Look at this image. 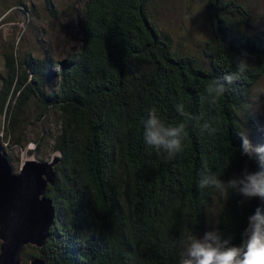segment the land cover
I'll use <instances>...</instances> for the list:
<instances>
[{
  "label": "trees",
  "instance_id": "1",
  "mask_svg": "<svg viewBox=\"0 0 264 264\" xmlns=\"http://www.w3.org/2000/svg\"><path fill=\"white\" fill-rule=\"evenodd\" d=\"M155 1L84 0L76 51L60 60L4 54L0 147L8 136V144L21 145L30 104L39 124L49 114L57 120L56 134L46 138L59 154L55 182L46 189L55 219L42 247L23 248L22 264H179L217 199L212 229L236 244L248 216L264 211L261 198L227 187L246 166L264 171L258 154L251 160L241 154L238 135L244 129L254 147L264 146L263 128L248 109L264 77V31H253L250 10L238 0H199L212 30L203 65L174 49L151 15ZM45 8L55 14L53 0ZM241 61L249 66L244 72ZM230 73L239 77L231 84L223 79ZM212 79L225 88L216 102L205 90ZM151 107L166 122L187 126L184 149L172 159L144 143L141 120ZM209 173L226 194L199 187Z\"/></svg>",
  "mask_w": 264,
  "mask_h": 264
},
{
  "label": "rangeland",
  "instance_id": "2",
  "mask_svg": "<svg viewBox=\"0 0 264 264\" xmlns=\"http://www.w3.org/2000/svg\"><path fill=\"white\" fill-rule=\"evenodd\" d=\"M238 1L250 10L253 31H264V0ZM45 2L46 0H0V76L5 74L4 54L10 51H16L20 55L30 53L39 58L49 54L60 60L80 47L77 17L82 15L84 0H53L54 15L48 13ZM151 15L157 25L170 34L176 51L194 56L204 65L202 47L205 41L212 38V30L201 1L157 0L153 3ZM248 109L264 132V77L251 90ZM5 130L4 115H0V137H4ZM56 132L55 115L49 114L39 124L33 104L28 105L25 127L18 132L21 145L8 144V141L11 143V136H8L0 147L9 160L13 173L17 174L25 161L52 163L58 158L59 154L52 150V142H46V138H53ZM39 139L42 140L38 143ZM218 206L217 199L204 232L213 231Z\"/></svg>",
  "mask_w": 264,
  "mask_h": 264
},
{
  "label": "clouds",
  "instance_id": "3",
  "mask_svg": "<svg viewBox=\"0 0 264 264\" xmlns=\"http://www.w3.org/2000/svg\"><path fill=\"white\" fill-rule=\"evenodd\" d=\"M246 61H241L240 72L248 68ZM231 84L239 79L235 73L223 77ZM206 92L213 96L216 102L223 96L225 88L219 80L212 79L207 83ZM176 111L183 116L182 104L176 106ZM144 143L158 154L166 152L168 159L174 158L184 149V141L188 138L187 126L183 122L168 123L162 118L156 107L146 109V118L141 120ZM208 128V125L204 126ZM216 129H211L210 134ZM241 140L240 150L244 157L251 160L254 154L260 156L261 167L264 168V146L254 147L249 134L244 129L238 133ZM212 186L226 194V187L218 176L209 173L201 180L199 187ZM228 188H237L239 193L251 200H264V171H249L246 166L240 179H233ZM179 264H264V211L257 207L247 218V226L241 234L240 243L236 244L232 237L228 239L216 231H205L203 234L190 238L186 250L181 254Z\"/></svg>",
  "mask_w": 264,
  "mask_h": 264
},
{
  "label": "water",
  "instance_id": "4",
  "mask_svg": "<svg viewBox=\"0 0 264 264\" xmlns=\"http://www.w3.org/2000/svg\"><path fill=\"white\" fill-rule=\"evenodd\" d=\"M57 163L58 158L52 163L28 160L14 174L0 148V264H22L23 248L42 247L48 238L55 208L46 189L55 182Z\"/></svg>",
  "mask_w": 264,
  "mask_h": 264
}]
</instances>
